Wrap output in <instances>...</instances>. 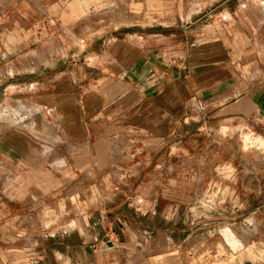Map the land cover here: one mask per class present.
I'll use <instances>...</instances> for the list:
<instances>
[{"label":"crops","instance_id":"0c3cea01","mask_svg":"<svg viewBox=\"0 0 264 264\" xmlns=\"http://www.w3.org/2000/svg\"><path fill=\"white\" fill-rule=\"evenodd\" d=\"M242 1L0 0V121L27 110L13 124L49 125L0 136V264L231 260L204 245L194 197L214 174L215 131L264 134V42L254 55L240 42L253 39ZM61 29L82 38L62 42ZM95 174L103 209H89L85 230L45 231V208L93 189Z\"/></svg>","mask_w":264,"mask_h":264},{"label":"rangeland","instance_id":"374dc122","mask_svg":"<svg viewBox=\"0 0 264 264\" xmlns=\"http://www.w3.org/2000/svg\"><path fill=\"white\" fill-rule=\"evenodd\" d=\"M200 4L201 2L193 1L190 7L194 10ZM241 8L244 10L245 25L248 26L249 21L253 22V39L250 37L249 32H246L247 35L244 34L240 42H243L247 47L249 46L252 55H254V49L256 48L254 41L259 36L264 42V0H243ZM159 22L163 23L164 21L160 20ZM77 37L78 40L82 38L79 35ZM58 39L67 43L68 41H76L73 31L63 29L60 30ZM59 49L58 53L67 54L65 47L61 46ZM192 104L195 107L197 106L195 101ZM7 107L6 105H0L2 109ZM17 112L23 116L30 115L27 110L25 112L17 110ZM20 114H6L1 119L0 136L12 131L13 133L23 132L33 138L34 131L43 132V129L49 126L44 119L45 117L43 118L41 115L32 116L19 125L13 124V120L17 121L21 118L22 115ZM42 120H45L43 122L45 123L44 126H40ZM30 123H36L34 131L30 129ZM93 129L96 131L97 128L94 127ZM220 129V132H214L217 141L215 146L220 151V155L213 163L207 165L208 167H214V174L203 176L206 181L205 187L194 199L201 202L199 203L201 204L199 215L203 213V218L206 220L205 230L202 231L205 233L204 245L212 251V255L215 254L214 257L217 259L223 254H232L230 261L220 259L215 264H245L246 260H256L264 257V134L261 133L260 128L255 126L250 128L241 125L231 126L230 128L221 127ZM244 134H247V136ZM34 145L40 148L42 145L52 146L46 142L45 144L34 143ZM226 165L232 166L233 171L230 176H226L219 171L220 168ZM83 181L82 179L81 183ZM87 181L93 185V189H89L90 191L80 189L84 186V183L80 184V187L76 190L60 197L62 199L60 200L61 205L45 208L43 214L45 220L43 229L45 231H51L53 228H60L63 231L74 229L84 231L85 224L89 219L87 214L89 209L91 207H94L93 209H103L95 206L102 196V192L97 186L102 181L101 176L95 174L91 180L88 179ZM73 198L76 199V202L73 201ZM195 211L196 207L191 215L195 216ZM216 211H220V215H215ZM230 217H236V219ZM72 223H75L73 227ZM17 233L22 235L25 232L18 231ZM12 240H15V237ZM246 246H248L249 251L243 253ZM251 247H253L252 250ZM175 252L177 251L172 250L168 253ZM208 256L207 258H209ZM163 258H165L164 255H159L156 259L157 264H165V262L162 263Z\"/></svg>","mask_w":264,"mask_h":264},{"label":"bare ground","instance_id":"6f19581e","mask_svg":"<svg viewBox=\"0 0 264 264\" xmlns=\"http://www.w3.org/2000/svg\"><path fill=\"white\" fill-rule=\"evenodd\" d=\"M244 129V128H243ZM246 133V132H245ZM244 135H246L247 136V134H244ZM258 143V142H257ZM255 146H256V144H255ZM258 146V145H257ZM261 146V145H260ZM259 147V146H258Z\"/></svg>","mask_w":264,"mask_h":264}]
</instances>
